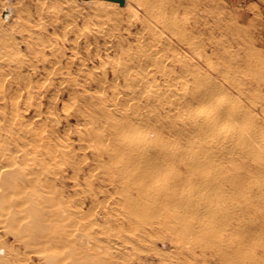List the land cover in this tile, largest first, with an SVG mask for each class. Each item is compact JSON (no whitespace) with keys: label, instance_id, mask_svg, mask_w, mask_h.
Here are the masks:
<instances>
[{"label":"bare ground","instance_id":"6f19581e","mask_svg":"<svg viewBox=\"0 0 264 264\" xmlns=\"http://www.w3.org/2000/svg\"><path fill=\"white\" fill-rule=\"evenodd\" d=\"M89 2L103 10L111 4V12L117 3ZM119 6L128 11L126 22L131 27L136 24L137 28L135 48L126 49L127 60L120 64L111 58L114 72L119 71L125 80L127 103L120 106L112 95L113 108L106 105L93 113L95 119L101 116L106 119L108 129H96L92 124L87 138L98 137L104 144L116 142L111 149L99 151L95 160L116 164L114 170L122 174V180H130L131 186H125L121 199L116 202L121 207L122 220L131 226L140 223L143 229L157 230L164 226L184 231L196 242L205 239L203 242L208 248L225 258L230 251L233 254L230 261L234 264H264V237L252 235L246 241L229 238L223 241L224 250L216 248L222 243L216 230L231 228L226 215L240 213L254 225L259 222V215L264 214V66L259 62L260 53L248 45L243 49L242 59L246 70L233 69V64H238L234 58L233 38L229 39L226 34L222 38L215 36L221 22L216 16L208 21L200 15L202 0H123ZM0 10L6 20L11 12L8 0H0ZM117 12L113 9L116 17L121 16ZM18 19L15 24L23 27L22 17ZM33 35L29 32L30 37ZM246 40L249 42V38ZM17 44L11 30L0 31V49L16 50ZM121 46L113 47L115 52L121 50ZM131 49H134L133 54L128 51ZM222 57L227 61L220 64ZM104 64L106 60L102 68ZM251 67L256 68L255 73L249 84L243 83L241 77H246L244 72ZM156 79L165 83L163 92L150 85V81ZM133 87L136 92L138 88L143 91L133 97ZM0 100L6 99L0 97ZM135 101L139 104L135 106L137 110L132 111ZM141 102L149 107L146 113L142 112L144 114ZM128 109L133 114L127 112ZM11 129L6 130L7 138L0 133V229L12 234L13 242L24 252L14 253L17 249L10 245L7 255L0 256V264H124L126 255L124 259L121 252L126 244L134 250L137 248L139 238L134 233L126 241L119 236L115 239L98 237L106 233L104 229L93 230L98 223L96 219L89 223L83 238L77 239L68 229L70 221L61 225L62 218L70 212L57 199L56 183L62 185L66 175L55 163L62 162L68 169H75V162L63 149L67 143H55L45 135L28 138L26 129L20 130L19 135L23 136L17 138L19 135ZM149 129L153 137H149ZM8 143L14 144L15 149L6 155L3 151ZM122 154L128 158L123 159ZM174 165L182 167L178 175L170 170ZM164 174L170 178L167 177L166 186L158 191L154 178ZM172 178L182 183L196 179L197 185L185 196H179L167 189ZM252 178L257 180L255 184L250 181ZM236 194H241L244 200H237L232 208L222 205ZM204 196L209 197L207 207L212 211L221 210L222 216L203 219L204 207L199 199ZM146 215L150 216L147 220L141 219ZM188 215H193L189 216L192 220L186 219ZM82 227L79 230L82 231ZM111 248L115 249V256H108Z\"/></svg>","mask_w":264,"mask_h":264},{"label":"rangeland","instance_id":"374dc122","mask_svg":"<svg viewBox=\"0 0 264 264\" xmlns=\"http://www.w3.org/2000/svg\"><path fill=\"white\" fill-rule=\"evenodd\" d=\"M89 1L8 0L11 12L6 20L2 18L3 11L0 10V31L11 30L18 43L16 50L6 48L8 51H4L0 49V97L6 99L5 101L0 100L1 136L9 137L6 130H10V128L16 131L17 135L20 130L26 129L29 133V135L26 134L28 138L45 135L44 137L47 136L55 143L60 142L64 145L67 143L63 149L71 161L75 162V169L73 171L68 169L62 162L55 163V167L66 175L62 185L60 182L56 183V190L58 201L63 203V207L70 212L69 216L62 218L61 225L70 221L71 226L68 229L72 231V234H75L73 236H76L77 239H79L78 237L83 238V234L89 230V223L97 219L98 223L93 226V230L104 229L107 234H99L98 237L115 239L119 236L126 241L134 235L138 236L135 250L126 244L125 249L122 250L124 252H121L123 258L126 255V264H234L232 260L230 261L233 257L230 251H228V258H225L220 252L215 253L213 249L208 248L203 242L205 239L196 242L184 231H173L170 227L164 226L157 230L143 229L140 227V223L131 226L122 220L123 215L119 212L121 207L116 202L121 199L120 195L124 189L131 186L130 180H122V174L114 170L116 164H105L95 160L99 151L111 149L116 142L110 141L108 143L110 145L105 142V145L98 137L89 140L87 134L92 124L96 129H108L105 127L106 119L103 116L95 119L93 113L100 111L106 105V108H113L111 99L114 96L112 95H115L120 106L127 103L128 89L123 84L125 80L119 71L114 72L112 68L114 60L111 58L117 59L120 64L127 60L126 49L128 46L135 48L137 28L136 24L131 27L126 22L128 11L122 10L117 3L113 9L118 11L117 14L121 16L116 17L113 14V9L112 12L110 10L111 4H107L103 10L98 4ZM200 15L206 17L208 21L213 16L220 20L218 36L215 33L217 38H222V35L225 34L229 39L233 38L231 42L235 47L234 58L238 61V64H233V69L246 70L242 59L245 54L243 49L248 45L260 53L259 62L264 66V0H202ZM18 16L22 17L23 27L15 24L19 20ZM124 28L125 30H123ZM127 28L129 29L126 30ZM29 32L35 35L30 37ZM205 36L206 32L203 37ZM246 37L249 38V42ZM243 39L245 42L242 41ZM118 44L122 45V49L115 52L113 47ZM238 47L240 48L238 49ZM128 51L133 54L131 52L134 49ZM107 54L110 58L106 56ZM105 60L106 64L102 68ZM226 61L222 57L220 64ZM254 70L256 68L251 67L247 72L245 71L247 76L241 77V81L249 84L255 73ZM164 84L161 79L150 81V85H155L160 92L165 90ZM176 86L179 87L180 84ZM141 87L143 88V86ZM142 88H138L136 92L133 87L136 93L133 92L132 96L135 97ZM117 92L119 96H117ZM136 104L139 103L135 101L132 111L137 110ZM140 104L142 105L141 113H146L149 107L143 105L142 102ZM120 110L122 112L123 108ZM127 112L133 114L130 110ZM9 119L11 122L14 121V124ZM148 131L149 137H153L152 130ZM22 136L19 135L17 138H22ZM59 147L62 148V146ZM14 149V144L12 146L11 143H8L6 150L3 148V152L10 154ZM18 156L21 155L18 154ZM121 157L128 158L124 154ZM105 159L106 157H104ZM107 169L111 170L109 174ZM170 170L174 175H178L182 171V167L174 165ZM130 177L132 176L130 175ZM167 177L164 174L154 178V184L158 191L166 186L170 176ZM196 179L199 180L198 177ZM196 179L182 183L175 178L169 182L170 187L168 186L167 189L179 196H185L194 185H197ZM250 181L253 184L257 182L254 178ZM226 187L230 188L229 184ZM131 197L134 198L133 193ZM234 197L226 199L222 205L232 208L237 200H244L241 194H236ZM208 202L209 197L204 196L199 199V203L204 207L201 211L203 219H215L222 216L224 212L221 210L212 211L207 207ZM149 215L141 219L147 220L146 218L151 216ZM189 216L193 217V215H188L187 220L191 219ZM226 219L230 222L231 228L224 227L216 230L219 240H222V243L216 245L218 251L224 250L223 241L225 242L229 238L237 239L238 237L246 241L252 235L264 237V214L259 215V222L254 225L240 213L235 216L226 215ZM79 224L83 226L80 225L83 228H81L82 231L79 230ZM10 245H14V248L17 249L14 253L17 252L21 255L24 252L22 247L13 242L12 234L0 229V256L7 255ZM111 250L108 251V256H115L113 255L116 254L115 249L111 248Z\"/></svg>","mask_w":264,"mask_h":264},{"label":"water","instance_id":"95a60500","mask_svg":"<svg viewBox=\"0 0 264 264\" xmlns=\"http://www.w3.org/2000/svg\"><path fill=\"white\" fill-rule=\"evenodd\" d=\"M110 1H115V2H117L119 5H122V4H123V0H110Z\"/></svg>","mask_w":264,"mask_h":264}]
</instances>
